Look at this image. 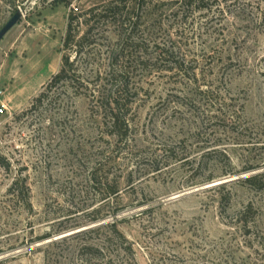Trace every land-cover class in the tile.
<instances>
[{"label":"rangeland","instance_id":"374dc122","mask_svg":"<svg viewBox=\"0 0 264 264\" xmlns=\"http://www.w3.org/2000/svg\"><path fill=\"white\" fill-rule=\"evenodd\" d=\"M118 1L0 0V31L23 13L0 42V264H95L79 250L109 240L113 222L136 258L112 264H264V0L229 2L225 17L221 2L207 13L129 0L125 19L101 20L81 41L85 13ZM71 16L79 55L64 49ZM111 51L136 69L123 142L83 86L106 75ZM64 56L74 85L50 90ZM180 64L186 73L170 70Z\"/></svg>","mask_w":264,"mask_h":264},{"label":"trees","instance_id":"16d2710c","mask_svg":"<svg viewBox=\"0 0 264 264\" xmlns=\"http://www.w3.org/2000/svg\"><path fill=\"white\" fill-rule=\"evenodd\" d=\"M212 1V3H210ZM240 0H181L182 4L185 5H195V10L204 11L207 13L212 12L213 6L217 7L220 2L225 3L226 8H216L220 15L223 17L227 16V13L231 12V4L228 5L229 2H232V5L239 4ZM130 14L129 10V0H119L118 2H111L103 6H96L90 9L85 13L84 24L89 26L87 33L82 37L81 41L86 40L88 34H91L93 28H95V24L101 22L108 17L115 18L117 16L123 17L125 19L126 16ZM81 16H71L69 24H68V32L64 42V49L69 50L72 48L81 46L78 48L77 55L82 53L83 44L82 42H76L75 31V23L79 24ZM126 22L124 20L125 25ZM160 55L165 54L166 57H171L173 52L170 50H165L164 48H159ZM120 53L110 52V64L108 66V70L104 77L101 74H97V79L94 82L87 81L86 84L84 82L83 86L86 87L87 92H90V96L92 97L93 102L96 103L97 108L102 112V115L105 119V126L107 130H109V135L116 138L118 141L123 142L127 140L130 129H131V112L132 106L135 102V98L138 95L137 87L134 83V71L130 66L121 65L119 63ZM176 69L180 74L183 72H187L183 65L174 66L170 68V70ZM74 70V62H70L68 56L63 57V67L61 71L52 79L51 83L48 85L50 90L57 86L59 83L64 81H69L68 83L73 87L74 81L76 80V73ZM80 78V77H79ZM82 85V84H81ZM201 87L198 88L200 90ZM39 101L42 98L38 99ZM259 176H252L245 179L244 183L253 184L255 180ZM89 181L94 187H105L108 188V180L107 179H98L96 173L91 174L89 177ZM104 188V189H105ZM100 200L104 202L107 200L105 192H101ZM114 195H119V190L116 188L113 190ZM101 209H98L95 213H100ZM104 218V216H95L90 221H98ZM118 222L109 223L106 227L110 230L111 237L106 239L105 241L98 240V242H93L91 244H85L82 248H80L79 253L81 254L78 260L83 263V257H86L85 262L95 264H112L114 261V257L121 255L122 253L125 256H129L133 262H135L136 252L133 244L128 240V238L118 229ZM101 228L96 230L89 229L77 234H74L69 237H81L91 234H96ZM53 234H47L42 239H49ZM66 239V238H65ZM68 239V237H67ZM109 242H115L117 246V252L114 254L109 250L110 244ZM82 257V258H81Z\"/></svg>","mask_w":264,"mask_h":264},{"label":"water","instance_id":"95a60500","mask_svg":"<svg viewBox=\"0 0 264 264\" xmlns=\"http://www.w3.org/2000/svg\"><path fill=\"white\" fill-rule=\"evenodd\" d=\"M22 18H23V13L21 11H18L12 17V19L4 26V28L0 31V42L21 21ZM232 181H234V180H232ZM73 234H68V236H71ZM65 237H67V236H65Z\"/></svg>","mask_w":264,"mask_h":264},{"label":"built area","instance_id":"2783aa9c","mask_svg":"<svg viewBox=\"0 0 264 264\" xmlns=\"http://www.w3.org/2000/svg\"><path fill=\"white\" fill-rule=\"evenodd\" d=\"M75 11H78V9H75ZM6 110L7 107L5 103L1 102V92H0V116L4 115Z\"/></svg>","mask_w":264,"mask_h":264}]
</instances>
